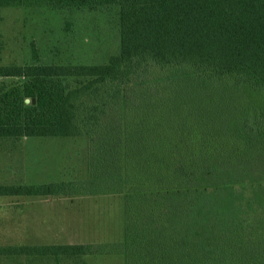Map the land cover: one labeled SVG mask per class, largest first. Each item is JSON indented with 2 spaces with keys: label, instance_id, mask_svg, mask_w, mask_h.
<instances>
[{
  "label": "trees",
  "instance_id": "1",
  "mask_svg": "<svg viewBox=\"0 0 264 264\" xmlns=\"http://www.w3.org/2000/svg\"><path fill=\"white\" fill-rule=\"evenodd\" d=\"M113 11L102 64L0 65V141H88L87 178L0 196H119L118 241L7 245L50 264H264V0H0V10ZM34 99V104H25ZM254 215L255 220H247ZM249 224V225H247Z\"/></svg>",
  "mask_w": 264,
  "mask_h": 264
},
{
  "label": "rangeland",
  "instance_id": "2",
  "mask_svg": "<svg viewBox=\"0 0 264 264\" xmlns=\"http://www.w3.org/2000/svg\"><path fill=\"white\" fill-rule=\"evenodd\" d=\"M113 11L5 8L0 10V65L102 64L118 51ZM19 80L0 78V86ZM2 147L8 184L41 185L87 178L88 141L23 138ZM0 155L2 151L0 150ZM2 181V180H0ZM0 246L100 244L118 241L123 226L119 196L10 197L0 202ZM252 215L247 220H255ZM249 225V224H247ZM0 264H50L1 256ZM61 264H123L121 256H91Z\"/></svg>",
  "mask_w": 264,
  "mask_h": 264
},
{
  "label": "crops",
  "instance_id": "3",
  "mask_svg": "<svg viewBox=\"0 0 264 264\" xmlns=\"http://www.w3.org/2000/svg\"><path fill=\"white\" fill-rule=\"evenodd\" d=\"M7 143L9 142H5V141H0V150L2 151V154L3 155H0V185H11V184H8L6 183L7 181L3 180V179H8L9 176H10V171H11V168L9 166V163H7V161L5 159H7L8 157L5 156L4 152L1 148L2 147H9L10 144L8 145ZM6 199H10L9 196H0V202L1 201H4ZM0 211H4L3 208H0Z\"/></svg>",
  "mask_w": 264,
  "mask_h": 264
},
{
  "label": "water",
  "instance_id": "4",
  "mask_svg": "<svg viewBox=\"0 0 264 264\" xmlns=\"http://www.w3.org/2000/svg\"><path fill=\"white\" fill-rule=\"evenodd\" d=\"M24 103H25V104H28V103L34 104V99H31V100H29V99H25V100H24Z\"/></svg>",
  "mask_w": 264,
  "mask_h": 264
}]
</instances>
